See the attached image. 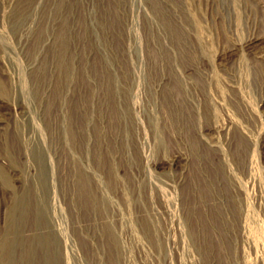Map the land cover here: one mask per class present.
<instances>
[{"label":"bare ground","instance_id":"bare-ground-1","mask_svg":"<svg viewBox=\"0 0 264 264\" xmlns=\"http://www.w3.org/2000/svg\"><path fill=\"white\" fill-rule=\"evenodd\" d=\"M125 3L126 61L72 89L60 27L50 98L46 22L0 17V264H62V227L154 244L264 237V0Z\"/></svg>","mask_w":264,"mask_h":264},{"label":"rangeland","instance_id":"rangeland-1","mask_svg":"<svg viewBox=\"0 0 264 264\" xmlns=\"http://www.w3.org/2000/svg\"><path fill=\"white\" fill-rule=\"evenodd\" d=\"M196 1L211 12L216 0ZM11 13L31 14L46 22V38L40 52L41 57L48 59V77L41 90L49 98L52 97L56 78L51 56L55 35L60 27L62 83L64 84L66 72L69 71L72 89L77 88L76 81L87 73L97 75L105 62L122 64L127 59L125 0H0V17ZM215 17L219 19L217 13ZM254 32L262 34L264 25L260 23ZM33 33L34 31L25 42L18 44L24 56H27V51L32 50ZM3 39L7 43L10 40L7 33L5 35L1 32L0 40ZM2 49L0 45V50ZM1 62L0 58V64ZM33 64L30 75L36 73L40 63L34 61ZM0 71H3L1 67ZM0 105L3 110L7 107L2 98ZM5 111L3 116L6 121H12L14 116L19 115L14 114L12 109ZM2 138L0 136V140ZM172 152L170 147L169 153ZM63 154L62 144V168ZM161 162L158 163V169L166 170ZM6 195L0 187V220L3 217V204L8 199ZM160 243L154 244L148 240L115 242L100 236L88 239L76 234L72 237L62 227V264H264V237L249 240L207 238L191 241L168 237L160 240Z\"/></svg>","mask_w":264,"mask_h":264}]
</instances>
